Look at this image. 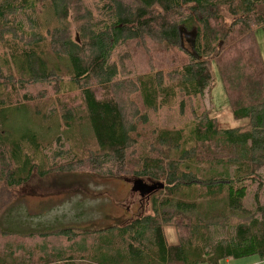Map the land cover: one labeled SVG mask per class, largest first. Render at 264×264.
Here are the masks:
<instances>
[{"label": "trees", "instance_id": "16d2710c", "mask_svg": "<svg viewBox=\"0 0 264 264\" xmlns=\"http://www.w3.org/2000/svg\"><path fill=\"white\" fill-rule=\"evenodd\" d=\"M79 1L0 0V191L80 172L151 179L157 191L144 197L149 212L85 230L91 240L68 253L35 240L72 228L4 205L0 264H78L81 250L87 264L264 260V61L255 35L264 0H97L83 10ZM214 68L243 125L224 127L205 104Z\"/></svg>", "mask_w": 264, "mask_h": 264}, {"label": "rangeland", "instance_id": "374dc122", "mask_svg": "<svg viewBox=\"0 0 264 264\" xmlns=\"http://www.w3.org/2000/svg\"><path fill=\"white\" fill-rule=\"evenodd\" d=\"M97 0H80L76 7L81 10L84 6L92 7ZM226 21L230 20L226 18ZM256 41L264 61V27L255 31ZM190 47L188 42H185ZM223 45V42H222ZM215 84L211 92L206 94L205 104L211 109L224 127L240 126L245 123L236 119L225 94L223 83L215 68ZM264 174V170H263ZM138 178L130 174H121L119 177H99L91 172L57 173L46 177L34 175L32 179L12 190L1 188L0 208L10 203L26 205L32 217L47 222L51 228H72L64 236L46 235L37 237L36 246H48V249H62L69 252L83 240L89 242L92 236L83 235L84 231L90 234L97 229L126 222L142 212H149L150 200L142 198L140 190L135 188ZM149 186H153L151 179H144ZM157 184V183H156ZM156 188L150 190V193ZM264 202V193L260 194ZM252 196L246 203L253 209ZM34 214V215H33ZM26 224V223H25ZM23 225H20L22 227ZM26 227V226H24ZM165 234L169 243L178 241L174 227H166ZM70 236V238H67ZM37 249V248H36ZM88 250L77 251L74 258L78 264L91 263ZM264 264L259 254H253L236 259L223 260L219 264Z\"/></svg>", "mask_w": 264, "mask_h": 264}, {"label": "water", "instance_id": "95a60500", "mask_svg": "<svg viewBox=\"0 0 264 264\" xmlns=\"http://www.w3.org/2000/svg\"><path fill=\"white\" fill-rule=\"evenodd\" d=\"M156 186V185H155ZM153 186H149L147 183L144 182V180L142 179H138L136 182H135V188H138L140 190V193H145V192H149L150 190H152L154 187ZM141 193V195H142Z\"/></svg>", "mask_w": 264, "mask_h": 264}, {"label": "flooded vegetation", "instance_id": "af4514ba", "mask_svg": "<svg viewBox=\"0 0 264 264\" xmlns=\"http://www.w3.org/2000/svg\"><path fill=\"white\" fill-rule=\"evenodd\" d=\"M150 192V191H149ZM149 192H145V193H142V198H144L145 196H147L149 194Z\"/></svg>", "mask_w": 264, "mask_h": 264}, {"label": "built area", "instance_id": "2783aa9c", "mask_svg": "<svg viewBox=\"0 0 264 264\" xmlns=\"http://www.w3.org/2000/svg\"><path fill=\"white\" fill-rule=\"evenodd\" d=\"M227 264H229V263H227Z\"/></svg>", "mask_w": 264, "mask_h": 264}, {"label": "crops", "instance_id": "0c3cea01", "mask_svg": "<svg viewBox=\"0 0 264 264\" xmlns=\"http://www.w3.org/2000/svg\"><path fill=\"white\" fill-rule=\"evenodd\" d=\"M231 259V258H230Z\"/></svg>", "mask_w": 264, "mask_h": 264}]
</instances>
